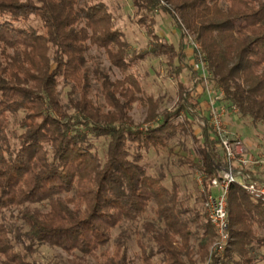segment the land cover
<instances>
[{
    "label": "trees",
    "instance_id": "16d2710c",
    "mask_svg": "<svg viewBox=\"0 0 264 264\" xmlns=\"http://www.w3.org/2000/svg\"><path fill=\"white\" fill-rule=\"evenodd\" d=\"M132 1L148 32L145 21L160 11L184 37L192 35L199 45L194 61L203 62L207 84L240 117L264 127V0ZM148 34L154 46L131 51L100 0H0V264H40L42 247L58 251L45 264H135L133 238L140 264L262 260L263 203L230 187L228 247L215 257L216 232L206 214L180 198L175 180L166 186L163 175L150 174L145 156L182 131L198 145L204 201L223 157L206 129L202 142L195 136L186 120L192 103L158 112L159 101L128 74L148 57H167V77L182 88L180 100L190 101L180 82L187 69L183 46ZM93 48L121 79L89 56ZM93 81L102 104L91 97ZM60 85L69 87L66 101ZM135 103L147 106L146 122H155L145 132L133 127ZM181 111L183 124L176 122ZM18 114L20 132L10 136L9 118ZM99 141L105 143L102 156Z\"/></svg>",
    "mask_w": 264,
    "mask_h": 264
},
{
    "label": "rangeland",
    "instance_id": "374dc122",
    "mask_svg": "<svg viewBox=\"0 0 264 264\" xmlns=\"http://www.w3.org/2000/svg\"><path fill=\"white\" fill-rule=\"evenodd\" d=\"M107 5L111 11L114 18V26L120 30L126 41L129 43L130 50L134 53H142L146 50L151 49L154 44L148 33H155L160 38L166 40L169 44L173 45L178 49L179 45L183 46V50L190 52L191 55L187 56L185 54L184 63L187 66V69L184 70L182 76L180 77V82L183 84V89L187 92H191L190 101L186 103L180 100V91L179 84L177 81L167 77L169 72L168 59L167 57L154 58L148 57L144 61L137 63L128 71V74H132L137 77L141 83L142 88L145 91L146 95L152 96L154 99L159 101L158 112H168L174 113L180 108L183 104L185 107H188L193 114L189 113V116L186 120L191 124L195 136L201 139V133L203 128L196 121V115H201L200 112L204 107V98L199 95L197 91H193V81L198 80L196 89L202 90V84L199 81V77L193 71V64L197 63V60L194 61V51L196 50L194 45L198 46L194 42V37L183 36L185 33L176 28L172 19L162 13L157 12L152 16V19H147L144 24H147L149 27L148 30L138 23L142 14L139 13L132 0H100ZM33 27H36L38 23L33 20L30 23ZM189 35V34H188ZM183 38V41H182ZM183 52V51H182ZM184 53V52H183ZM91 57H97L99 62L102 64L103 68L110 70L112 78L121 79L123 75L118 69L111 68L105 55L102 51H98L93 48L90 52ZM176 64V62H175ZM199 75L202 73L199 71ZM210 89L212 84H208ZM61 98L63 101H66V93L69 91V87L60 85L58 88ZM93 101L98 104H102L103 100L98 91L97 84L93 81V89L91 95ZM205 110V109H203ZM146 113L147 106L143 104H133L130 114L133 127L145 132L146 129L150 128L155 122H146ZM22 114L17 116H12L9 118V135L17 136L19 134V129L17 127L18 122L21 120ZM176 122L183 124L185 122V113L181 111L179 113L178 119ZM226 123L228 129L234 133L243 143L246 150V158L254 161H264V127L258 125L254 127L250 120L244 119L237 114H229L226 117ZM181 128V127H179ZM207 135L210 137V134L207 132ZM200 145V144H199ZM99 156H102L105 150V143L99 141L97 144ZM144 162L149 165V172L153 176L159 174L164 176V184L166 186L171 185V180H175L180 186V198H190L189 204L192 207H196L201 216L205 213L203 202L201 201L200 194L202 193L198 185L199 173L196 170V167L199 166L200 158L198 155V145H196L193 140L188 136L178 131L174 139L168 141L166 146L160 151L156 152L152 150L148 155L145 156ZM261 177L264 178V164L261 168L257 169ZM214 195L217 194L215 190H212ZM151 217V214L148 213ZM118 230L113 232V237L118 234ZM216 242V238L211 243V246ZM129 252L132 258L135 259V264H140L137 259L138 249L135 244L134 238L129 242ZM58 251H51L48 247H42L40 252L36 255V260L40 264H45V262L51 259L52 254H56ZM259 257H262V260L257 264H264V248L258 253ZM223 256L219 257L222 258ZM206 264H210L209 261ZM221 264V263H219Z\"/></svg>",
    "mask_w": 264,
    "mask_h": 264
},
{
    "label": "built area",
    "instance_id": "2783aa9c",
    "mask_svg": "<svg viewBox=\"0 0 264 264\" xmlns=\"http://www.w3.org/2000/svg\"><path fill=\"white\" fill-rule=\"evenodd\" d=\"M195 49L198 46L194 45ZM195 72L201 71L199 77L204 80V88L201 95L204 96V107L199 116H195L196 121L203 129L210 134V138L218 142V147L222 153L223 161L218 173V177L210 182V188L217 192L205 194L203 207L206 218L216 232V242L211 247V253L215 257L224 255L229 242V225L227 213V201L229 189L232 185L239 187L248 196L264 204V178L261 177L257 169L261 168L264 161H254L246 158V150L242 141L232 133L226 123L229 114H237L234 107L229 108L223 102V93L208 87L206 75L203 72L204 64H193ZM198 80L193 81V86ZM194 89V87H193ZM190 114L193 112L188 109ZM205 176L199 174L198 185L202 193L203 180Z\"/></svg>",
    "mask_w": 264,
    "mask_h": 264
},
{
    "label": "crops",
    "instance_id": "0c3cea01",
    "mask_svg": "<svg viewBox=\"0 0 264 264\" xmlns=\"http://www.w3.org/2000/svg\"><path fill=\"white\" fill-rule=\"evenodd\" d=\"M183 52L187 55V56H189V55H191V53L190 52H186V50H183ZM194 91H197L198 93H200L199 95H201V93L203 92V89L202 90H198V89H196V85L194 86V89H193ZM203 98H204V96L203 95H201Z\"/></svg>",
    "mask_w": 264,
    "mask_h": 264
}]
</instances>
